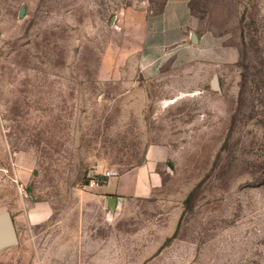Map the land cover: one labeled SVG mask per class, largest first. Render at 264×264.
<instances>
[{
    "label": "rangeland",
    "instance_id": "1",
    "mask_svg": "<svg viewBox=\"0 0 264 264\" xmlns=\"http://www.w3.org/2000/svg\"><path fill=\"white\" fill-rule=\"evenodd\" d=\"M163 4L0 0V213L19 238L0 264H38V245L85 218L109 264H264V0H190L187 46L154 53L160 73L143 78L144 24ZM148 155L152 195L107 227L98 203L82 213L91 177Z\"/></svg>",
    "mask_w": 264,
    "mask_h": 264
},
{
    "label": "crops",
    "instance_id": "2",
    "mask_svg": "<svg viewBox=\"0 0 264 264\" xmlns=\"http://www.w3.org/2000/svg\"><path fill=\"white\" fill-rule=\"evenodd\" d=\"M163 7L162 11L151 13L144 24V43L139 63V72L143 78L156 77L160 73L161 65H158L160 58H157L154 53L167 58L166 55H170L171 49L182 48L188 44V28L192 23L190 0H164ZM197 34L200 43H203L205 36ZM115 171L117 175L110 177L106 185L96 186L91 192L84 193V206L80 207L83 213L92 209L87 206L88 201L98 203L99 206L96 205V209L107 216L106 227L108 226V216H114L127 198H147L159 188L162 181L161 175L157 171V160L153 155H148L144 162L125 172H119L118 169ZM114 177L117 178L115 183L112 181ZM47 214L46 207H37L29 212V219L36 223ZM84 221L76 226L77 231L73 230L70 225H62L63 229L59 230L58 238L52 241L51 247L48 246L49 242L47 241L41 247L38 245L37 263L109 264L110 242L108 238L94 242L91 238L92 235L88 232L91 227L86 225V218ZM18 243L2 248L0 252L17 246ZM113 262L118 263V259Z\"/></svg>",
    "mask_w": 264,
    "mask_h": 264
},
{
    "label": "water",
    "instance_id": "3",
    "mask_svg": "<svg viewBox=\"0 0 264 264\" xmlns=\"http://www.w3.org/2000/svg\"><path fill=\"white\" fill-rule=\"evenodd\" d=\"M24 13V7L21 9V16ZM191 41L195 44L199 42V38L196 32H192ZM212 85L216 90H220V84L218 75L215 74L212 79ZM18 243V235L15 227L13 216L10 212L4 211L0 213V249L15 245Z\"/></svg>",
    "mask_w": 264,
    "mask_h": 264
},
{
    "label": "built area",
    "instance_id": "4",
    "mask_svg": "<svg viewBox=\"0 0 264 264\" xmlns=\"http://www.w3.org/2000/svg\"><path fill=\"white\" fill-rule=\"evenodd\" d=\"M117 175V172L115 170H110V169H107L105 170L103 173H102V178L103 179H109L110 177H113V176H116ZM105 183V182H104ZM88 185L90 187H96V186H99L100 185V182L98 181V177L94 176V177H91L89 182H88Z\"/></svg>",
    "mask_w": 264,
    "mask_h": 264
}]
</instances>
